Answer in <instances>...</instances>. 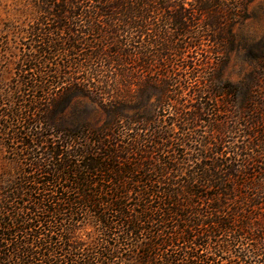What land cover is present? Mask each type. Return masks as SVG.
Segmentation results:
<instances>
[{
  "label": "trees",
  "instance_id": "trees-1",
  "mask_svg": "<svg viewBox=\"0 0 264 264\" xmlns=\"http://www.w3.org/2000/svg\"><path fill=\"white\" fill-rule=\"evenodd\" d=\"M254 1L0 0V264H264Z\"/></svg>",
  "mask_w": 264,
  "mask_h": 264
},
{
  "label": "rangeland",
  "instance_id": "rangeland-1",
  "mask_svg": "<svg viewBox=\"0 0 264 264\" xmlns=\"http://www.w3.org/2000/svg\"><path fill=\"white\" fill-rule=\"evenodd\" d=\"M249 13L250 17L234 29L237 48L225 72V76L233 82H237L251 69L248 63L250 57L264 51V0H255ZM71 112L68 117L74 122L88 121L96 124L102 119L100 110L88 98L77 100Z\"/></svg>",
  "mask_w": 264,
  "mask_h": 264
}]
</instances>
